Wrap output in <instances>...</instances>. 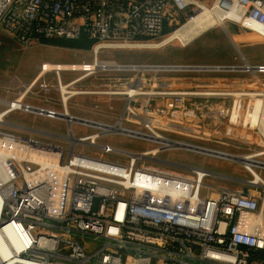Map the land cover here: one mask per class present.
Returning <instances> with one entry per match:
<instances>
[{"label":"built area","instance_id":"1","mask_svg":"<svg viewBox=\"0 0 264 264\" xmlns=\"http://www.w3.org/2000/svg\"><path fill=\"white\" fill-rule=\"evenodd\" d=\"M201 12L220 14L224 23L233 21L252 31L264 29V0H0V30L21 44L86 39L92 53L80 76L66 82L62 73L67 70L54 69L55 82L38 85L44 92H59L61 109L31 104L23 97L5 103L0 119V150L7 152L0 166V232L6 244L13 225L22 258L39 264H264V184L250 179L245 181L248 186L214 187L207 179L217 176L205 168L172 163L186 169L179 172L144 160L170 164L157 154L199 152L203 146L165 133H193L187 123L210 118L214 121L208 126L214 131L223 123L227 138L239 139L243 132L259 137L261 143L255 145L262 150L247 155H263L264 82L257 74L264 73V64L245 58L238 66L101 57L114 50L165 45ZM238 70L251 72L259 88L236 91L195 82L192 78L202 75L189 74ZM101 72L128 76L117 85L81 83ZM81 95L107 97L106 115L115 116L116 122L71 114L78 122L66 121L63 138L68 144L4 128L5 116L13 111L62 119L69 102ZM239 96L261 99L260 111L249 115L251 121L255 117V126L234 121L240 106L233 99ZM93 109L100 115V103ZM73 124L93 131L76 135ZM111 133L152 143L149 149L157 152L143 156L148 149L124 151L128 160L122 162L77 147L104 148L98 140Z\"/></svg>","mask_w":264,"mask_h":264},{"label":"rangeland","instance_id":"2","mask_svg":"<svg viewBox=\"0 0 264 264\" xmlns=\"http://www.w3.org/2000/svg\"><path fill=\"white\" fill-rule=\"evenodd\" d=\"M223 24L224 26L217 25L198 37H195L190 43H183L176 38L171 39L173 41L159 47L114 50L103 53L101 57L112 58L121 62L136 63H221L238 66L244 65L243 58H245L246 61L250 63L264 64V34L260 29L253 27L254 31H252L239 26L233 21H226ZM237 33L243 34L245 37L243 39L241 38V41L238 43H236L237 40L233 38ZM230 37H232V41L236 46L232 44ZM80 43L84 42L82 41ZM240 51L243 56L240 55ZM232 53L236 56L233 60H231ZM91 55L90 45L84 47H67L40 42V44L34 43L25 46L6 32L0 30V112L5 109L6 101L19 97H23L24 101L28 103L45 108H53L51 103L47 100L58 98V104H56L58 107H56V109H60L59 92L54 89H49V91L44 92L40 90L38 86L44 80L49 83L55 82V74L53 71L40 76L42 64L83 65L91 60ZM82 73L83 71L79 70H67L62 73V78L67 82L80 76ZM206 73L212 76H225L221 85H223V87L235 89L236 91L248 87L251 89L259 88L255 76L248 71L238 70L216 73L197 72L189 74H201L204 76ZM126 76L128 75L120 72H101L96 77L85 78L81 83L85 84V86L117 85L124 81ZM257 76L264 82V73H258ZM34 81L35 85L28 90L29 85ZM233 100L240 106L237 115L238 118L234 119L236 124L247 127L248 125L255 126L256 121L254 117L251 121L249 115H251V113L253 114L255 109L257 112L260 111L261 99L254 96H239ZM96 103H100L102 109L100 115L92 113L94 110L93 106ZM109 105V99L105 96L93 97L81 95L69 102L70 108L69 110L66 109V111H68V113L70 112V116L71 114L89 117L93 116L91 118L94 120L114 124L117 118L115 116L106 115L109 111ZM4 119L7 122L4 128L7 130L22 133L24 135H34L44 141H60L68 144V141L63 138V135L67 132L68 121L66 118L50 119L44 115L13 111L8 113ZM213 121L214 120L211 118L202 119L200 123L193 125L192 123L194 121L192 120L190 124L187 123V126L191 131H196L193 133L181 130L165 133L170 137L194 142L203 146L196 149L199 152L180 149L162 151L157 154L158 157L162 160L171 162L170 164L152 163L148 158L144 159L146 160L145 163L179 172H186V169L173 165L172 163L205 168L214 172L217 176L214 177L212 175V177L207 179V183L214 187L218 185L229 187L248 186V183L245 181L253 179V176L249 172L250 170L248 171L246 169L247 165L243 163V159L238 160L234 158V156L243 157L247 156V154L258 153L262 148L259 145H255V143L260 144L261 140L257 137L259 141L252 139L253 143H249L242 139L251 140L248 139V137L251 138V136H240L242 139L227 138L222 129V122L214 131L208 126V123ZM72 129L76 135L93 131L91 128H85L78 124H73ZM92 135L95 134L93 133ZM158 137L159 136H152V139L156 140ZM98 143L106 147H84L82 143L77 145V147L79 149L83 148L87 152L102 154L109 159L122 162L128 160V153L124 151L139 152L148 149L144 153L153 150L155 151L153 154L157 152L155 148L149 149L152 148L154 144L138 140L127 134L111 133L104 135L98 140ZM252 159L263 162L264 154L258 155L255 158H253L252 155ZM254 169H256V172L264 179V167H254Z\"/></svg>","mask_w":264,"mask_h":264},{"label":"bare ground","instance_id":"3","mask_svg":"<svg viewBox=\"0 0 264 264\" xmlns=\"http://www.w3.org/2000/svg\"><path fill=\"white\" fill-rule=\"evenodd\" d=\"M231 17H232V15H231ZM221 20H222V18H221L220 14L215 15V17H214V15L210 12H201L200 14L197 15V17L193 21L187 23L182 28L178 29L168 40L177 38V39L181 40L183 43H188L192 39H194L196 36L201 34L203 31H205L209 28H213L215 25L222 26L224 21H221ZM256 28L260 29V31L264 34L263 28H261V27H256ZM85 64H87V63H84L83 65L46 63V64H43L44 66H41V74L43 72L51 71L54 69H64V70H80L81 69V70H84V69H86ZM42 69H43V71H42ZM65 102H66V97H65ZM249 105H250V103H249ZM263 106H264V102H263ZM252 110H253V107H252ZM263 112H264V110H263ZM4 114H6V110L5 111L2 110L0 112V119H3L2 117ZM71 117L72 116L69 115L68 111H65L62 114V118H66V120L68 121L69 124H71L74 121H77L76 119H74L73 117L71 118ZM254 119H255V117H254ZM236 134H238V133H235L234 135L236 136ZM239 135L240 136H251V138L248 137V139H251V141H253V140L259 141L257 136L253 135V134H247L246 132H243V133L238 134L237 136H239ZM69 136H71V134H69ZM92 137L94 138L95 135H92ZM154 152H155L154 150L150 151V152H146V153H144V155H148V154L152 155ZM6 153L7 152L0 150V166H1V163H2L3 158L5 157ZM234 158H236L238 160L243 159V163L247 165V169L252 172L253 179L250 182L255 183V184H264V179L261 178V176L254 169V167H264V162L252 159V155H247V156H243V157H235L234 156ZM40 160L44 161L43 159H40ZM7 231H8V233H7L6 244L3 241L2 232H0V250L3 251V252L0 251V264H20V263L39 264L38 262H36L34 260H29V259L27 260L25 258H22L19 255V253L21 251V246L18 245V239L19 238H18V234H17L16 230L14 229L13 225H11L9 230H7ZM8 239L10 242L8 241Z\"/></svg>","mask_w":264,"mask_h":264},{"label":"crops","instance_id":"4","mask_svg":"<svg viewBox=\"0 0 264 264\" xmlns=\"http://www.w3.org/2000/svg\"><path fill=\"white\" fill-rule=\"evenodd\" d=\"M224 25V24H223ZM217 25H215L214 27H216ZM218 26H220V25H218ZM209 29H211V28H209ZM209 29H207V30H205V31H203L202 33H204V32H206V31H208ZM201 33V34H202ZM196 37H198V36H196ZM234 39H236L237 40V42L236 43H238V42H240L241 41V38L243 39V38H245L244 36H243V34H236V35H234V37H233ZM230 39H231V41H232V37H230ZM193 40V39H192ZM191 40V41H192ZM190 41V42H191ZM190 42H188V43H190ZM232 44L234 45V46H236L235 45V43H233V41H232ZM240 53V55H242L243 56V54H241L242 52L240 51L239 52ZM236 56H235V54H233L232 53V59L231 60H233L234 58H235ZM232 63V62H231ZM217 64H221V63H217ZM251 64H257V63H251ZM227 78V77H226ZM193 80H195V82H201V83H210V84H216V85H221L222 84V80L223 79H225V76L224 77H221V76H212V75H210V76H202L201 78H200V75H196L195 77H193L192 78ZM210 80V81H209ZM53 84V83H52ZM55 90V89H54ZM57 91V90H56ZM51 98V97H50ZM98 98H100V97H98ZM48 99V98H47ZM57 99L58 98H55V99H53V98H51V100H47L48 102H50L51 103V106L53 107V108H56V107H58V105H56V104H58V101H57ZM105 102V101H104ZM102 103V102H101ZM56 105V106H55ZM114 105H115V110H118L119 109V105L117 104V102H115L114 103ZM60 109H61V107H60ZM6 109H4V111H5ZM97 111H96V109H94L93 111H92V113L93 114H95ZM91 117H93V116H91Z\"/></svg>","mask_w":264,"mask_h":264},{"label":"trees","instance_id":"5","mask_svg":"<svg viewBox=\"0 0 264 264\" xmlns=\"http://www.w3.org/2000/svg\"><path fill=\"white\" fill-rule=\"evenodd\" d=\"M84 43H80V42ZM86 41V43H85ZM42 42L51 45H58V46H67V47H84L90 45V43L86 39L80 40H67V39H43Z\"/></svg>","mask_w":264,"mask_h":264}]
</instances>
